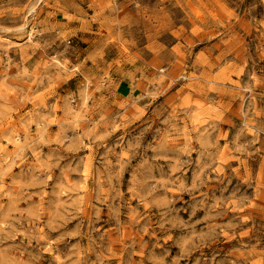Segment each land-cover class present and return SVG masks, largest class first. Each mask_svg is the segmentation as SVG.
Here are the masks:
<instances>
[{"label":"rangeland","instance_id":"374dc122","mask_svg":"<svg viewBox=\"0 0 264 264\" xmlns=\"http://www.w3.org/2000/svg\"><path fill=\"white\" fill-rule=\"evenodd\" d=\"M0 264H264V0H0Z\"/></svg>","mask_w":264,"mask_h":264}]
</instances>
